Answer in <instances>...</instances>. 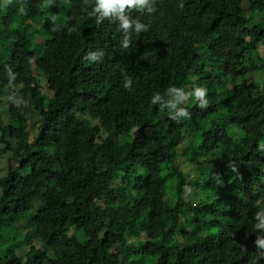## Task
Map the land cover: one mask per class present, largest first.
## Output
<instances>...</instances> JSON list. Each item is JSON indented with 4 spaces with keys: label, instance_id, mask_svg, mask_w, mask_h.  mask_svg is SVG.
<instances>
[{
    "label": "trees",
    "instance_id": "16d2710c",
    "mask_svg": "<svg viewBox=\"0 0 264 264\" xmlns=\"http://www.w3.org/2000/svg\"><path fill=\"white\" fill-rule=\"evenodd\" d=\"M261 143L264 0H0V264H264Z\"/></svg>",
    "mask_w": 264,
    "mask_h": 264
},
{
    "label": "clouds",
    "instance_id": "9594fccd",
    "mask_svg": "<svg viewBox=\"0 0 264 264\" xmlns=\"http://www.w3.org/2000/svg\"><path fill=\"white\" fill-rule=\"evenodd\" d=\"M138 2L143 3V0H99V7L104 8L105 12L112 9L114 6H119V8L121 10H123L125 6H128L129 8H131L134 5H136ZM150 12H151V10H150ZM122 19H124V18L122 17ZM123 27L124 28L129 27V23L126 19H124ZM141 29H143L146 32V31H148V26H146L143 23L137 22L136 31L139 32ZM125 47H127V41H125ZM5 70L10 72V67L5 66ZM130 85H131V81L128 80L125 82L124 86H125V88H128ZM168 90L176 94L177 101H179V100L185 101L188 96H192L195 98V100L199 101V107H201V108L205 107L208 103V101L205 99L206 89L199 87V86H195L194 90L191 91L190 93H188L187 95L184 93L182 88H177L175 86L169 87ZM159 98L160 97L158 95H155L154 99L152 100V103L154 104L155 101L158 100ZM169 106L171 108H175L176 102H169ZM181 111L183 114H187L186 110H181ZM169 116L172 120L175 119V116H172L171 114H169ZM260 147H264V143H261ZM258 243L261 246H264V240H259Z\"/></svg>",
    "mask_w": 264,
    "mask_h": 264
},
{
    "label": "rangeland",
    "instance_id": "374dc122",
    "mask_svg": "<svg viewBox=\"0 0 264 264\" xmlns=\"http://www.w3.org/2000/svg\"><path fill=\"white\" fill-rule=\"evenodd\" d=\"M257 76H259V75H257ZM18 88H20L19 86H17ZM36 129L34 128V127H32V130H31V132H37V130L35 131ZM33 133V134H34ZM1 160V159H0ZM4 167H6V166H4ZM7 169V168H6ZM5 170V169H4ZM18 218V216H14V219H17ZM15 225L17 226V230L18 231H15V235L16 236H18V238H20L21 237V234H22V232H26V231H28L29 230V228L31 227V223H30V221H27L25 218L23 219H19V220H16L15 221ZM2 227L3 228H7L8 227V224L7 223H5L4 225H2ZM22 232H21V231ZM21 250L19 249V252H20Z\"/></svg>",
    "mask_w": 264,
    "mask_h": 264
}]
</instances>
